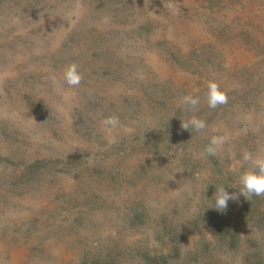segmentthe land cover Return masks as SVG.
Returning <instances> with one entry per match:
<instances>
[{"label":"rangeland","instance_id":"rangeland-1","mask_svg":"<svg viewBox=\"0 0 264 264\" xmlns=\"http://www.w3.org/2000/svg\"><path fill=\"white\" fill-rule=\"evenodd\" d=\"M245 150L264 154V0H0V264H264V197L209 208Z\"/></svg>","mask_w":264,"mask_h":264},{"label":"clouds","instance_id":"clouds-1","mask_svg":"<svg viewBox=\"0 0 264 264\" xmlns=\"http://www.w3.org/2000/svg\"><path fill=\"white\" fill-rule=\"evenodd\" d=\"M82 79L83 77L78 71L77 64L71 63L65 68L63 72V83L75 88L80 85ZM207 89V104L210 108L215 109L220 105L228 103L227 93L220 88L218 83L209 81ZM180 103L186 110L196 111L200 104V99L198 96L186 94L182 96ZM101 124L104 130L109 134L108 144H117L119 142L118 138L111 130L117 129L120 125L119 117L116 115L105 117L101 121ZM190 127L200 132L204 130L207 125L204 120L195 116L187 121H181L182 129L189 131ZM227 141L228 137L226 135L211 137L210 142L201 152V157L206 158L207 156L216 155ZM243 164H249L250 167L239 174L240 188L238 189V193H229L223 186L217 187L213 195V206L209 208H214L218 212L224 213L227 211L229 201H238L241 195L248 201L251 200L253 196L264 197V154H253L251 151L245 150L242 153V166Z\"/></svg>","mask_w":264,"mask_h":264}]
</instances>
